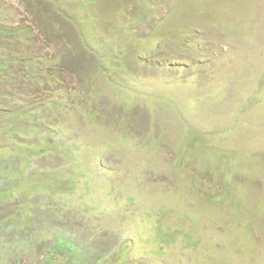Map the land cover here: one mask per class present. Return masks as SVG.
I'll list each match as a JSON object with an SVG mask.
<instances>
[{
  "label": "rangeland",
  "instance_id": "1",
  "mask_svg": "<svg viewBox=\"0 0 264 264\" xmlns=\"http://www.w3.org/2000/svg\"><path fill=\"white\" fill-rule=\"evenodd\" d=\"M49 257L264 264V0H0V264Z\"/></svg>",
  "mask_w": 264,
  "mask_h": 264
},
{
  "label": "trees",
  "instance_id": "2",
  "mask_svg": "<svg viewBox=\"0 0 264 264\" xmlns=\"http://www.w3.org/2000/svg\"><path fill=\"white\" fill-rule=\"evenodd\" d=\"M6 192V191H5ZM8 194H10V193H8ZM60 243H61V245H64L62 242H64V241H59ZM57 248H60V246L59 245H57L56 246ZM52 251H53V249H52ZM51 251V252H52ZM66 252H68V256L70 255V253H71V251L69 252L67 249L65 250ZM67 260V263H65V264H74V263H72V259H66ZM36 264H56L55 263V259H52V257H49L48 259H43L42 261H40V262H37ZM58 264V263H57Z\"/></svg>",
  "mask_w": 264,
  "mask_h": 264
}]
</instances>
